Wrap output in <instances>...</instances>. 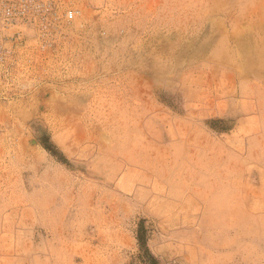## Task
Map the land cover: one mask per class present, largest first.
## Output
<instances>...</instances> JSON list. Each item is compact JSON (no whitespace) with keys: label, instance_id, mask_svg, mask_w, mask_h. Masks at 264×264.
<instances>
[{"label":"rangeland","instance_id":"obj_1","mask_svg":"<svg viewBox=\"0 0 264 264\" xmlns=\"http://www.w3.org/2000/svg\"><path fill=\"white\" fill-rule=\"evenodd\" d=\"M46 1L0 78V264H264V0Z\"/></svg>","mask_w":264,"mask_h":264},{"label":"built area","instance_id":"obj_2","mask_svg":"<svg viewBox=\"0 0 264 264\" xmlns=\"http://www.w3.org/2000/svg\"><path fill=\"white\" fill-rule=\"evenodd\" d=\"M52 10L53 4L46 0H0V78L4 64L12 56L10 42L17 41L21 35L16 27L32 24L37 19L45 22ZM76 15V11L71 10L66 17L73 19ZM53 16L58 17L55 11Z\"/></svg>","mask_w":264,"mask_h":264},{"label":"trees","instance_id":"obj_3","mask_svg":"<svg viewBox=\"0 0 264 264\" xmlns=\"http://www.w3.org/2000/svg\"><path fill=\"white\" fill-rule=\"evenodd\" d=\"M141 239V238H140Z\"/></svg>","mask_w":264,"mask_h":264}]
</instances>
